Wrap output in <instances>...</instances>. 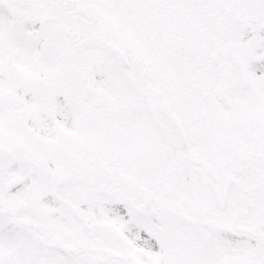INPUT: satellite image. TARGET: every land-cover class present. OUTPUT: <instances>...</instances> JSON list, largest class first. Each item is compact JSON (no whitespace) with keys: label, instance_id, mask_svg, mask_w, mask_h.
I'll use <instances>...</instances> for the list:
<instances>
[{"label":"snow or ice","instance_id":"1","mask_svg":"<svg viewBox=\"0 0 264 264\" xmlns=\"http://www.w3.org/2000/svg\"><path fill=\"white\" fill-rule=\"evenodd\" d=\"M0 264H264V0H0Z\"/></svg>","mask_w":264,"mask_h":264}]
</instances>
